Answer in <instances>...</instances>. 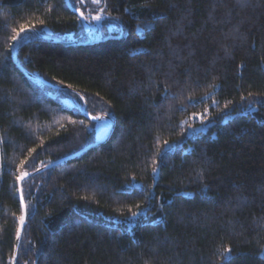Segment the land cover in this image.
<instances>
[{
  "label": "trees",
  "instance_id": "16d2710c",
  "mask_svg": "<svg viewBox=\"0 0 264 264\" xmlns=\"http://www.w3.org/2000/svg\"><path fill=\"white\" fill-rule=\"evenodd\" d=\"M100 1L126 33L86 44L92 0H0V264H264V0ZM85 103L112 133L47 167L96 141Z\"/></svg>",
  "mask_w": 264,
  "mask_h": 264
},
{
  "label": "rangeland",
  "instance_id": "374dc122",
  "mask_svg": "<svg viewBox=\"0 0 264 264\" xmlns=\"http://www.w3.org/2000/svg\"><path fill=\"white\" fill-rule=\"evenodd\" d=\"M103 10V11H101ZM88 15V34L87 38L91 37L92 39H99L101 37L107 36H116L123 35L126 33V29L122 24V20L120 16L109 13L104 6L101 5V1L99 4L92 3L91 8L87 10ZM96 15H100L101 19L96 20L93 17ZM103 28H107L109 33L103 34ZM44 36H48L54 38L56 40L65 41L71 43L67 40L68 36H65L63 33H58L53 31L52 29H46ZM41 36L40 34H31L28 33L24 36V39L30 38L31 36ZM101 36V37H100ZM75 38V37H74ZM88 40V39H87ZM74 41H77L76 39ZM264 102L263 97L259 96H249L246 97L241 106L243 108V112L253 111L259 107V104ZM211 110L207 109L201 113L193 114L189 119V127H190V135H194L199 131H206L210 128V126L215 122L212 119V115H210ZM236 114V112H227L223 116V119H227L230 116ZM113 120L111 118H105L104 121L97 122L95 125H91V128L95 130L94 140L95 142L102 141V138L109 134V131L112 127ZM195 122V123H194ZM179 143L177 141L169 142L166 145V149H173ZM157 175V171H156Z\"/></svg>",
  "mask_w": 264,
  "mask_h": 264
},
{
  "label": "water",
  "instance_id": "95a60500",
  "mask_svg": "<svg viewBox=\"0 0 264 264\" xmlns=\"http://www.w3.org/2000/svg\"><path fill=\"white\" fill-rule=\"evenodd\" d=\"M66 2H67V4L69 5V7H70L71 9H73V10H74V11H75L80 17H82V18L85 17L84 13H83L80 9H75V8L71 5L70 0H66ZM81 13H83V16L81 15ZM26 30H27V29H25V31H26ZM23 32H24V31H23ZM23 32H20V33H19V36H20ZM19 36H17V38L14 40V43H13V49L15 48V44H16V42H17ZM92 41H93V39H92L91 37H89L88 40H87L86 42H83V43L88 44V43H91ZM63 42H65V41H63ZM65 43H66V44H73V43H68V42H65ZM14 58H15L16 63L21 67V69H22L23 71H25V72L28 74V72H27V71H26V70L20 65L16 53H15V55H14ZM35 77H36V79H38V80H40V81H43V82H45V83H47V84L54 85V86H56V87H61L59 84H54V83H52V82H50V81H48V80H46V79H44V78H42V77H38V76H35ZM83 113H84L85 116H87L88 118H90L92 121H96V122L104 121L105 118H107V117H108V118H111V119L113 120V122H112V127H111V129H110V131H109L108 136L112 133V131H113L114 127H115V119H114L113 117L106 116V115H101V116H99V117H103V119H100V120H94V119H92V117H94V116L90 115V113L88 112V104H87V103H85V105H84V107H83ZM97 143H98V142L91 143V144L85 146L83 149L79 150V151L76 152V153L70 154V155H68V156H65V157H63V158H60V159H58V160H56V161H54V162L48 164L47 167L52 166V165L57 164V163L64 162V161H66V160H70V159H72V158H74V157L80 155L81 153L85 152L87 149H89L90 147H92L93 145H95V144H97ZM24 172H27V171H24ZM27 173H29V172H27ZM32 174H34V172L29 173V175L26 176L23 180H19V194H20V196H21L22 182H23L27 177L31 176ZM22 195H23V190H22ZM22 208H23V215H25V220H24L23 225L20 226L21 231H20V236H19V238L22 236V234H23V232H24L25 225H26V221H27V217H28L27 205H26V202H25L24 198H23V207H22ZM15 261H16V253H15V257H14V264H15Z\"/></svg>",
  "mask_w": 264,
  "mask_h": 264
},
{
  "label": "snow or ice",
  "instance_id": "6c2138e0",
  "mask_svg": "<svg viewBox=\"0 0 264 264\" xmlns=\"http://www.w3.org/2000/svg\"><path fill=\"white\" fill-rule=\"evenodd\" d=\"M83 2H84V0H80V3H81V4H82ZM92 3H94V4H99V3H100V0H92ZM101 11H103V10H101ZM81 15L83 16V13H81ZM93 18L96 19V20H99V19H101V16H100V15H96V16L93 17ZM41 23H42V22H41ZM20 31H21V32L25 31V29H24L23 26H21ZM17 36H19V33H17ZM17 36H14L13 39L15 40V39L17 38ZM92 119H94V120H100V119H103V117L94 116V117H92ZM73 123H75V122L73 121ZM165 144H167V141H165ZM152 171H153V173H155V172L157 171V169L154 167V168L152 169ZM28 175H29V173H27V172H22V173L20 174V176L17 177V180H23V179H24L26 176H28ZM20 202H21V205H22V207H23V195H22V189H21ZM132 215H133V216H136L137 213H136V212H133ZM24 220H25V215H21V216L19 217V222H20L21 226L23 225ZM20 231H21V229L18 228V229H17V238H19V236H20ZM223 251H224L225 254H230L231 249H230V248H225ZM225 258L228 259L229 256L226 255Z\"/></svg>",
  "mask_w": 264,
  "mask_h": 264
}]
</instances>
